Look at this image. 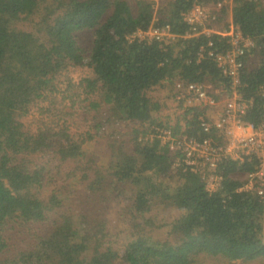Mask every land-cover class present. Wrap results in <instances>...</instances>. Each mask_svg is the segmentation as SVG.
Wrapping results in <instances>:
<instances>
[{
    "label": "trees",
    "instance_id": "16d2710c",
    "mask_svg": "<svg viewBox=\"0 0 264 264\" xmlns=\"http://www.w3.org/2000/svg\"><path fill=\"white\" fill-rule=\"evenodd\" d=\"M210 1L0 0V264H264V194L233 176L258 158L222 159L210 191L145 129L223 143L178 82L235 89L243 120L264 122V0H231L254 42L237 86L217 60L228 20L184 19ZM163 26L168 41L132 36Z\"/></svg>",
    "mask_w": 264,
    "mask_h": 264
},
{
    "label": "built area",
    "instance_id": "2783aa9c",
    "mask_svg": "<svg viewBox=\"0 0 264 264\" xmlns=\"http://www.w3.org/2000/svg\"><path fill=\"white\" fill-rule=\"evenodd\" d=\"M217 3H226L225 0H215L214 5L195 3L184 15V19L190 24L203 23L209 20V7ZM168 26L150 27L145 30H137L132 36L136 35L143 39H155L168 41L173 37V33ZM192 29L188 32L192 34ZM202 32L210 33L214 31L208 25L204 26ZM223 36L227 37L229 49L224 54H217V60L223 71L232 78L233 86L239 84L240 69L243 66V55L251 46L253 39L245 35L237 25H229L221 31ZM210 84L190 82L185 85L182 82L177 83V89L181 92L180 96L186 99L185 105L199 104L203 108H213L216 110L213 114L206 111V117L201 116V123L206 130L211 126L217 128V131L223 135V143L218 144L211 137H205L202 140L188 137L186 134L174 136L169 128L160 129V141L167 144L171 151H183L188 163L182 161L185 166L191 167L193 171L203 173V180L210 191L219 189L222 185V176L216 173L215 168L218 163L226 158L245 160L256 156L259 161V168L249 174L243 180L240 190H256L258 194H264V122L254 125L251 122L244 121L242 114L245 113L249 102L244 99L237 90L230 96L221 97L219 100L213 96L214 93H222L221 88ZM207 118V119H206ZM209 118V119H208ZM163 120H166L162 116ZM169 119V118H168Z\"/></svg>",
    "mask_w": 264,
    "mask_h": 264
},
{
    "label": "rangeland",
    "instance_id": "374dc122",
    "mask_svg": "<svg viewBox=\"0 0 264 264\" xmlns=\"http://www.w3.org/2000/svg\"><path fill=\"white\" fill-rule=\"evenodd\" d=\"M214 1L215 0H211L210 2H209V4L210 5H214ZM225 2L226 3H217L215 6H210L209 7V10H208V12H209V15L211 16V17H216L217 16V13H219V14H221V15H219V17L218 18H222V20H225V21H227L228 20V22H229V24H228V26L229 25H234V21H233V17H232V7H231V0H225ZM222 8H225L224 9V11H221V9ZM186 14V13H185ZM184 14V15H185ZM215 18H212L211 20H214ZM215 22H216V20H215ZM203 24V23H202ZM213 29V28H212ZM214 30V29H213ZM224 30V29H223ZM72 75H73V77L76 79L77 77H78V75H80V73H81V71H82V68H80V67H78V66H75V67H73L72 69ZM215 88V87H214ZM169 111V110H168ZM216 110H214V111H212V112H210V114H213L214 112H215ZM165 118H166V116H164ZM162 119V118H161ZM163 120V119H162ZM165 121V123L167 124V122L168 121H171L170 120V117H169V119H166V120H164ZM168 125V124H167ZM153 126V125H152ZM152 126H150L149 128H145L146 129V133H148V134H150V136H148V139L149 140H152L153 138H159V136H160V134H158V135H156V133H153L152 132ZM157 127V125L156 126H154V128H156ZM163 128H166V126L165 125H163V127L161 128V129H163ZM182 161H184V162H186V163H188L187 161V159H185V160H183V159H176V162H175V164H174V166H177L176 168H174V170L172 171V172H177V171H181V170H184V169H181V168H184V166H183V163H182ZM188 164H190V163H188ZM185 171V170H184ZM198 176H199V178H200V180H202L203 179V176H204V174L203 173H199V172H195ZM249 173L248 172H242V173H235V174H233V176H236V177H238V178H240V179H243V180H245V178L247 177V175H248ZM183 175V174H182ZM185 175V174H184ZM183 175V176H184ZM185 179L186 180H190V177H188V176H186L185 177ZM153 180H158V178H154ZM152 180V181H153ZM168 182L169 181H171V180H167ZM197 181H199V179L197 180ZM188 182H191V181H188ZM176 207L174 206V205H168V206H166V209L167 210H174ZM173 217V216H172ZM172 219V218H171ZM237 264H262V263H260V262H258V261H256V260H252V261H249V262H246V261H242L241 259H239V260H237Z\"/></svg>",
    "mask_w": 264,
    "mask_h": 264
}]
</instances>
